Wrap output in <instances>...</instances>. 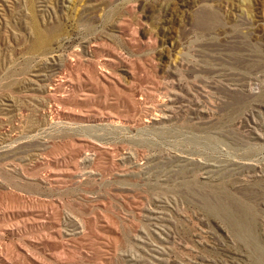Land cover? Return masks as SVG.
Masks as SVG:
<instances>
[{
	"label": "rangeland",
	"instance_id": "obj_1",
	"mask_svg": "<svg viewBox=\"0 0 264 264\" xmlns=\"http://www.w3.org/2000/svg\"><path fill=\"white\" fill-rule=\"evenodd\" d=\"M0 264H264V0H0Z\"/></svg>",
	"mask_w": 264,
	"mask_h": 264
},
{
	"label": "bare ground",
	"instance_id": "obj_2",
	"mask_svg": "<svg viewBox=\"0 0 264 264\" xmlns=\"http://www.w3.org/2000/svg\"><path fill=\"white\" fill-rule=\"evenodd\" d=\"M151 219H153L154 220V224H156V223H158V220H159V217L158 216H153ZM156 251V253H158V251L157 250H155Z\"/></svg>",
	"mask_w": 264,
	"mask_h": 264
}]
</instances>
